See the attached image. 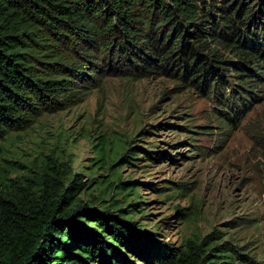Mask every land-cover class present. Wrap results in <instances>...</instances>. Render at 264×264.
Masks as SVG:
<instances>
[{
    "label": "trees",
    "instance_id": "16d2710c",
    "mask_svg": "<svg viewBox=\"0 0 264 264\" xmlns=\"http://www.w3.org/2000/svg\"><path fill=\"white\" fill-rule=\"evenodd\" d=\"M157 75L212 97L234 123L264 100V0H0V141L107 77ZM128 149L110 163L124 197L106 204L62 162L31 175L0 164V264H264L213 239L173 247L138 224L140 187L119 178L141 153Z\"/></svg>",
    "mask_w": 264,
    "mask_h": 264
},
{
    "label": "rangeland",
    "instance_id": "374dc122",
    "mask_svg": "<svg viewBox=\"0 0 264 264\" xmlns=\"http://www.w3.org/2000/svg\"><path fill=\"white\" fill-rule=\"evenodd\" d=\"M235 119L221 120L216 100L173 78L107 77L79 104L11 132L0 164L31 175L62 162L89 185L85 198L106 204L125 193L111 183L110 163L126 147L141 151L118 165L146 202L138 224L173 247L213 239L264 263V100ZM146 150L159 153L149 160ZM238 256L225 261L242 264Z\"/></svg>",
    "mask_w": 264,
    "mask_h": 264
}]
</instances>
